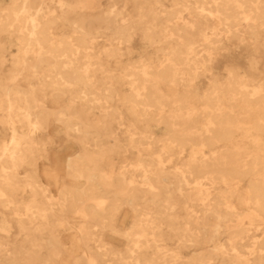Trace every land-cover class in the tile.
I'll list each match as a JSON object with an SVG mask.
<instances>
[{
    "label": "bare ground",
    "instance_id": "1",
    "mask_svg": "<svg viewBox=\"0 0 264 264\" xmlns=\"http://www.w3.org/2000/svg\"><path fill=\"white\" fill-rule=\"evenodd\" d=\"M165 1L109 0L104 9L90 8L88 0H12L4 7L0 55L8 59L12 38L18 46L6 75L36 80L21 85L0 79V120L9 132L0 140V197L9 191L12 197L7 196L6 205L17 206L20 227L22 215L27 217L22 231L49 228L52 220L60 222L65 201L78 204L84 219L94 218L92 225L77 231L85 253L76 257L89 264L97 263L92 252L103 259L114 249L96 239L109 227L128 240L116 251L124 258L119 264H179L180 251L160 242L164 227L156 223L159 220L180 233L178 247L197 246L198 264H264V229L258 238L249 233V224L264 219V76L256 74L261 56H251L248 72L228 67L225 81L210 65L227 49L226 38L264 48V0ZM118 2L121 8L116 7ZM3 34L8 42L2 40ZM135 36L155 52L124 65L118 76L110 63L132 52ZM99 37L104 48L97 47ZM203 75L208 84L199 91L196 81ZM47 92L52 98L66 95L73 105L54 118L79 146L65 155L67 175L83 180L82 186H75L44 172L59 187L57 195L34 164L46 151L37 144L38 132L50 122L43 115L49 108ZM78 103L82 108L75 106ZM81 109L95 110V123L103 125L92 138L82 127L88 122ZM112 121L128 125L125 132L139 156L132 173L122 165L116 171L104 167L116 151V139L122 142L120 151L126 150L118 129L108 130ZM153 123L163 125L165 134L138 127ZM158 141L163 142L160 150L152 146L147 154L143 151V143ZM171 147L187 151L179 165L164 163L173 155ZM92 192L100 195L91 205L85 197ZM15 193L20 195L17 200ZM38 194L45 197L43 205ZM119 202L133 211L125 228L113 224L121 210ZM178 219H183V228L172 225ZM9 226L8 220L4 229ZM74 247L81 251L77 243ZM58 249L55 245L42 262L59 264ZM146 251L160 257L141 256Z\"/></svg>",
    "mask_w": 264,
    "mask_h": 264
},
{
    "label": "rangeland",
    "instance_id": "2",
    "mask_svg": "<svg viewBox=\"0 0 264 264\" xmlns=\"http://www.w3.org/2000/svg\"><path fill=\"white\" fill-rule=\"evenodd\" d=\"M12 0H0V12H4V7L9 5ZM166 3L169 1L166 0ZM109 0H88V4L91 6L90 8H109ZM56 7H59V4L55 3ZM122 4L118 2L116 4V7L121 8ZM159 24L163 26L165 22L163 20H159ZM2 40L8 42L9 37L3 34L1 36ZM12 43L8 45L9 47V53L7 54L8 59H4L0 55V79H3L5 83H12V82H19L21 85H28L29 80H36L33 77L30 76H18L16 78H12L7 74V69L11 68L14 63L10 59L12 55L16 54L18 52V46L15 43V39L12 38ZM100 43L98 44V48H104L105 44L103 42V37H99ZM227 49L221 51L216 55L214 60L211 62V70L215 74L217 78L221 81H225L227 77V68L230 66H234L239 68L241 71L248 72L249 71V59L251 56H261V60L259 63V70L256 74L259 76H264V74L261 72L263 70V64H264V48L260 47L258 50L255 49V44L249 43H238L236 39L234 38H226L224 40ZM133 50L131 53H127L125 56H123L118 61H113L110 63L112 67L114 68L116 74L119 76L122 67L128 63L134 62L139 58L141 54H149L155 52V48L150 46L145 40H143L141 37L135 36L132 42ZM261 72V73H260ZM117 78H120L118 77ZM208 84V78L206 76H201L196 81V86L199 91H202L206 88ZM48 95H46V104L49 107L45 112H43V115L48 116L50 122L46 126L44 130H40L38 132V135L41 137L38 141L39 148H46V151L43 156H40L37 159V166L39 167V171L42 175L43 181H48V183L51 185L50 192L54 195H57L59 192V187L54 184V181L51 178H48L46 175H44V172H53L57 174L58 179L60 181L64 180L68 183H74L75 186H82L81 183L83 180H76L72 177H69L67 175V168L65 163V155L68 153H74L78 148V142L75 140V138H71L66 135L65 133V127L64 125L58 121L55 120L54 117L60 114L62 110L69 109L73 105H71L70 98L66 95H58L54 98L53 95H50V92H47ZM41 97V95H40ZM197 105V104H196ZM78 108H82L81 104L75 105ZM82 115L84 116L85 120L88 122L86 125H83L82 127L90 131L89 133L90 137L96 135V132L103 127L102 124L95 123L96 119V111L93 109L89 110H82ZM131 118V114H130ZM128 125H118L112 121V124L109 127L108 130L112 132V130L118 129V135L117 137L120 139H124L125 144L124 147H126L125 151H120V147H122V142L119 141V139L115 140L116 151L114 150L110 154V162L104 167L109 171H116L118 168L123 166L122 168L128 169L130 173L133 171V164L139 161L138 154H135L136 152L131 147L130 141H129V134L125 132ZM20 127V126H19ZM140 128H146L148 129V132H153L157 134L158 136H162L167 131L163 125L158 124H150V125H139ZM5 135V139L8 138L9 132L8 129H4L2 122L0 120V138L1 136ZM238 138H241V133L238 134ZM246 140L247 145L251 148L253 147V144ZM156 150H160L163 147V142L158 141L156 143H143L142 148L143 151L147 154L149 151V147H152ZM76 148V149H75ZM173 155L171 156V159H164V163L166 166H176L179 165L181 162L182 157L184 154L187 153V151H182L176 147H171ZM54 150V151H53ZM56 151V152H55ZM35 153H32L34 155ZM31 155V154H30ZM55 155V156H54ZM181 155V156H180ZM56 157V158H55ZM32 158V157H31ZM144 158V157H143ZM56 159V160H55ZM29 159L28 161H30ZM55 161V162H54ZM146 163L149 162V159H146ZM35 163V162H34ZM31 166L29 167L28 171L30 170ZM129 173V174H130ZM138 173V172H137ZM25 175V174H24ZM27 177V175L25 176ZM49 179V180H48ZM194 186H196V180L192 182ZM247 184V180L245 179L243 181V184L241 185L242 192L245 190ZM49 192V193H50ZM143 192L146 193V197H148V190L147 187L143 188ZM30 191L27 192L28 195ZM100 194L97 192H92L85 197L87 204H93L95 202V197L99 196ZM17 196V194H16ZM90 196V197H89ZM5 197V195L0 198V222L2 217H6L9 219V222L12 226L7 227L4 229V227H0V264H44L41 261V258H36L37 255H40L38 252H36V245L33 243L44 241L47 239H51L55 245H59V252L58 256L60 260L57 262L59 264H89V262L84 258L77 259L79 254H82V251L84 252V249H81V251H74L73 246L75 243H78L77 236L80 229L84 228V226H89L94 223V218L88 217L87 219H84L81 214L82 208H79V205L70 204L69 199L65 201V209L61 212L60 211V221L65 222V224H70L73 226V228H67L65 225L60 226H54L52 224L49 225V228L46 229H40V230H30L26 229V231H22V227L24 225H27L29 221H27V217L22 215V221L20 223L23 224V226H19V218L18 214L16 213V207L13 205H6V201L1 200ZM6 198V197H5ZM18 198V197H17ZM8 199V198H7ZM114 203H117L118 201L113 199ZM40 203L43 205L44 200L41 199ZM120 203V202H119ZM17 205V204H16ZM145 205V203H144ZM148 205V203H147ZM83 206V205H82ZM121 210L116 218V220L113 222L115 225L114 228H125L127 227L131 221L133 216V211L131 208H129L127 205H123L120 203ZM193 208H198V206L194 205ZM88 212L89 209H86ZM180 213H183V210L179 211ZM125 213V214H124ZM127 213V214H126ZM123 217V218H122ZM122 219V220H121ZM125 220V221H124ZM119 221V222H118ZM7 223V222H6ZM43 224V222H41ZM159 225H162L164 227L162 232V240H160L161 243L164 245H167L169 248L172 249H178L180 252L181 257L178 258L179 264H198L196 257H197V246H191V247H178L176 239L178 238V231L176 232L175 229H170L167 227V222L163 220H159L156 222ZM173 226L183 228L184 221L183 219H178L176 222L172 224ZM255 225V226H254ZM253 224H249L251 227V230L249 231L250 234H255L256 237L262 236V231L264 229V219H257V221ZM92 228H96V226H93ZM178 230V229H176ZM196 232V230H195ZM42 234L48 237H41L38 234ZM101 236L96 238L98 240H101L100 245L107 246V248L114 247V252L112 250L111 253H107V255L103 256L104 258L101 259V256L96 254L95 252H92V255L96 257V264H119V261H124V258H120L118 253H116L117 249L121 248L124 249L128 240L125 238V236L121 235L118 232H114L111 227L109 228H103ZM58 236L59 241H57L55 238ZM226 234L222 235V240H226ZM64 243H66V246H71V250L67 252ZM79 245V244H77ZM92 248L96 249V244L91 243ZM22 251L19 247H22ZM79 249V248H78ZM170 249V251L172 250ZM192 250L195 251V256L192 255ZM150 251V250H149ZM142 252L141 256H147V257H160L156 255L154 252ZM168 251V252H170ZM73 253L74 258H69V254L71 255ZM85 253V252H84ZM87 254V253H86ZM174 254V253H173ZM88 255H91V251L88 253ZM139 255V254H138ZM126 258V257H125ZM60 261V262H59Z\"/></svg>",
    "mask_w": 264,
    "mask_h": 264
},
{
    "label": "crops",
    "instance_id": "3",
    "mask_svg": "<svg viewBox=\"0 0 264 264\" xmlns=\"http://www.w3.org/2000/svg\"><path fill=\"white\" fill-rule=\"evenodd\" d=\"M2 138H0V140L1 139H3V138H5V135H2L1 136ZM34 164H37V163H34ZM34 166V165H33ZM28 169H29V167H26V168H23V170L24 171H28ZM38 170H39V167H38ZM39 173H40V171H39ZM46 182H48V181H46ZM2 186V185H1ZM3 187V186H2ZM7 190V189H6ZM8 192V193H7ZM6 193L7 194H5V197L3 198V199H1V200H4V201H6V199L8 198L7 196H11L10 195V193H9V191H7ZM16 194L17 193H15V195H13L14 196V198L17 200V199H19V196L20 195H18L17 194V196H16ZM12 197V196H11ZM18 197V198H17ZM0 198H2V197H0ZM36 199H38L39 201L41 200V199H43L44 201H45V197H42L41 196V194H38L37 196H36ZM45 203V202H44ZM9 219H7L6 217H2L1 218V222H0V227H5V224H6V222L8 221ZM60 223H61V221L59 222V220H52V222H51V224L52 225H54V226H60ZM62 225H65V226H67V228H69V226H71L70 224H65V222H63V224ZM12 226V225H11ZM73 227V226H72ZM39 236H41V237H48V236H45V235H42V234H38ZM81 236L80 235H78L77 236V238H78V240H77V244H79V246L81 247V249H83V246L81 245L82 243V239L80 238ZM49 238V237H48ZM52 238H55L56 240L58 239V236H56V237H52ZM57 241H59V240H57ZM36 245V252H38L40 255H37L36 256V258H38V259H40L41 258V261L43 260V257L44 256H46L47 254H49V253H52V251H54V247H55V244L53 243V241H51V239H47V240H44V241H39V242H35V243H33V245ZM76 244V243H75ZM75 244H74V246H75ZM64 245H65V248H66V250H67V252H69L70 250H71V246H66V243H64ZM73 246V248L72 249H74V248H76V247H74ZM20 249H21V251H22V248H23V246L22 247H19ZM80 249V248H79ZM80 249V250H81Z\"/></svg>",
    "mask_w": 264,
    "mask_h": 264
}]
</instances>
